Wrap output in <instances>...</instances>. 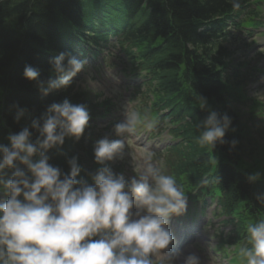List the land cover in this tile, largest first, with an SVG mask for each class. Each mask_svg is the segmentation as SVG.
<instances>
[{"label":"clouds","instance_id":"9594fccd","mask_svg":"<svg viewBox=\"0 0 264 264\" xmlns=\"http://www.w3.org/2000/svg\"><path fill=\"white\" fill-rule=\"evenodd\" d=\"M230 2L234 9L241 7L240 0ZM50 64L56 78L47 82L39 80L36 67L24 69L25 78L36 81L44 96L68 88L86 61L61 52ZM201 101L203 109L206 101ZM24 111L18 110L17 120ZM124 115L114 127L120 139L96 142L97 164L123 158L126 140L140 122L139 114L127 107ZM89 120L84 105L65 99L51 104L30 127L10 134L9 145L0 144V173L14 169L8 179L0 176L8 195L0 203V264H175L180 258V252L166 251L175 239L168 225L171 217L186 211L187 195L174 176L152 162L151 153L130 182L104 166L90 174L94 184L89 185L77 180L82 171L77 157L67 160L70 174L66 175L49 163L48 151L62 146L66 137L79 140ZM230 124L226 114L221 117L211 111L198 126V142L211 147L223 142ZM30 128L39 133L35 142ZM258 179L259 173L248 176L250 182ZM247 233L251 246L241 248L240 255L247 264H264V219L248 224ZM183 264H200V259L189 254Z\"/></svg>","mask_w":264,"mask_h":264},{"label":"trees","instance_id":"16d2710c","mask_svg":"<svg viewBox=\"0 0 264 264\" xmlns=\"http://www.w3.org/2000/svg\"><path fill=\"white\" fill-rule=\"evenodd\" d=\"M243 1L240 0V4ZM145 7L146 25L138 28L136 35L129 39L138 47L142 45L137 58L148 63L156 81L157 95L164 100H179V107L186 106L182 97L213 102L214 112L221 117L226 114L231 120L223 142H217L228 153L214 157L215 168L210 173V162L198 142L200 133L196 130L203 115H198L191 127L181 125L183 137L196 139L199 147L189 148L180 165L174 166L173 175L179 179L180 175L186 174L191 182L189 185L197 188L201 184L200 178L209 173L206 181L212 185L207 188L214 187L223 194V209L241 210L240 214L235 213L233 220L235 235L228 237L230 242L237 243L239 237L242 240L249 235L248 224H254L264 214L260 198L264 178L250 182L249 171L240 167L241 155L246 152L247 141H251L248 121L241 122L234 106L226 101L229 85L228 76L224 75V57L227 53L217 44L214 32L217 25L206 24L215 16L237 12L230 0H0V91L5 93L4 98H0L3 103L0 144L9 145L10 131L11 134L18 133L26 126L30 127L32 120L43 117L51 104L75 95L70 86L42 95L37 82L25 78L26 65L39 69L41 81L55 79L50 62L61 52L67 53L63 40H71L69 31L79 33L95 22L109 21L117 9L133 8L135 11ZM157 39L161 45L151 55V43ZM150 58L154 59L153 63L149 62ZM181 63L185 66L184 88L177 76L176 66ZM19 109L25 111L17 120ZM194 115L196 117V113ZM30 131L35 142L39 133L31 128ZM69 139L66 137L62 146L47 153L49 163L65 175L70 174L67 160L75 157L69 153ZM78 164L82 169L77 177L80 180L84 168L79 161ZM18 166L27 171L25 166ZM13 171L5 169L4 179L10 178Z\"/></svg>","mask_w":264,"mask_h":264},{"label":"rangeland","instance_id":"374dc122","mask_svg":"<svg viewBox=\"0 0 264 264\" xmlns=\"http://www.w3.org/2000/svg\"><path fill=\"white\" fill-rule=\"evenodd\" d=\"M257 39L258 37L256 38V41ZM107 62H109V59L107 60ZM73 81H75L74 83L76 84V88L79 87L80 89L91 94H96L101 92L103 93L102 98L111 97L114 101L117 102L125 101L126 98L128 97L127 96L128 92L131 91V89H127V91L124 90L123 87L125 86V84L122 83L123 77L120 74V68L118 66H114L111 69L100 68L96 72L92 69H88L85 75L83 74L82 76L78 77L77 74V76L73 78ZM119 92H121V96L119 98H115L112 96V94H118ZM246 94L249 97H253L258 100H262L264 102V78L261 80L260 83L259 81H257L253 85H248V87H246ZM122 112L123 111H121L120 113ZM129 112L132 113L133 111L129 110ZM237 112L239 118L244 119L245 117H247V113L249 112V110L247 108H242L240 109V111L237 110ZM247 126L249 127V135L250 137L253 138V141L251 142L247 141V152H252L253 154H255L256 155L255 161L258 162V165L264 166V140L257 139V135L252 133L251 127L254 128L252 126V123L247 124ZM136 132L137 131L135 130V132L133 133ZM254 139L257 140L255 141ZM253 163L254 161L253 162L250 161L248 162V164H243V165L249 167V165L251 164L253 165ZM255 171L256 170L253 168L252 173L254 174ZM1 191L3 192L2 189ZM1 196L2 195L0 194V201H4L3 200L4 196H2V199ZM211 214H212L211 212L209 213L205 212V215L207 216L210 222V226L206 227L207 229L205 230L204 233H206L207 238H209V242H211L212 244L213 242H216V239L214 240L213 236L217 234L219 231H222V229L227 231V228H223L222 226H220L221 218L214 217ZM187 250L190 251L189 249ZM207 255L208 258L212 259V262L214 264L217 261H220V254L215 255L212 252H210V250H208ZM183 260L180 261V264L181 262H183Z\"/></svg>","mask_w":264,"mask_h":264}]
</instances>
